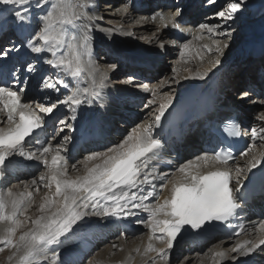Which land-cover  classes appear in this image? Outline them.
<instances>
[{"label":"snow or ice","instance_id":"obj_1","mask_svg":"<svg viewBox=\"0 0 264 264\" xmlns=\"http://www.w3.org/2000/svg\"><path fill=\"white\" fill-rule=\"evenodd\" d=\"M48 2L49 0H0L4 5L22 7L33 5L38 9H44ZM215 2L216 0H209V3L215 4ZM50 3L51 6L46 9V14L40 17L42 26L27 38L25 47L32 54L44 56V64L57 72H63L77 81L80 78L91 81L88 87L78 86L63 100L57 98L50 106L36 105L39 112L54 115V110H58L60 105L69 104L75 111V108L82 105L88 97L99 96L98 89L104 87L108 75L100 73L99 78H96L97 67L92 52L93 37L89 24L83 22L85 18L89 23L95 19L87 16L84 11L88 0H50ZM243 3L244 0H230L226 10L219 11L217 16L225 22L233 20ZM28 10L25 8V12L19 10L15 12L16 18L22 24L31 19L27 15ZM181 15L182 12L177 9L174 16L167 20L162 13H155L152 18L159 17L164 22V27L170 23L172 27L177 28L179 24L175 17ZM218 27L212 24L200 25L201 30L206 29L211 35H230L218 31ZM104 31L111 33L112 29ZM213 45L217 53H222L223 47H227L226 44L221 45L218 41H213ZM160 47L164 45L161 44ZM180 47L183 52L188 48V43ZM203 47L208 51L213 50L212 46L207 44ZM45 54H50V57ZM6 55L8 53L0 49V56ZM25 63L28 72L37 70L35 64L27 61ZM215 63L218 64L219 59ZM110 67L114 69L116 64ZM173 71L175 72L176 69ZM199 78L203 79L204 76L201 75ZM61 83V79L55 82L45 80L43 87L59 92L58 86ZM63 87L67 89L68 84L63 83ZM21 92L23 89L12 90L6 83L0 86V106L7 111V120L11 124L8 129L0 128V178L5 176L9 165L17 162V157L28 161L38 160L48 168V174L41 175L39 181L33 180L32 183L42 184L49 189V192L45 194L43 202L39 205L40 214L33 218L26 215L27 208L31 205V193L15 195L11 190H0V245H2L0 251H4L5 248L12 249L8 259L14 260L15 264H63L57 249L68 239L67 234L73 231V226L84 220L86 216L123 218L136 216L139 210L148 213L146 226L153 234L159 232L161 235L156 239L165 244L164 248H155L149 244L145 254L151 251L161 260L166 261L167 251L173 248L174 241L181 235L182 230L204 231L213 227V222L228 221L240 207L237 193L241 188L230 187L231 170L227 167L234 157L230 151L223 150L196 157L197 161L205 163L216 161L225 165L222 170L200 175L190 171L193 162L189 161L176 169L183 175L179 180L170 181L172 194L169 199L155 206L146 203L155 195L153 181L168 178V174L158 173L155 169L147 171V169L163 148L161 139L153 134V128L160 126L161 117L172 103L170 96L161 101L152 125L142 129L137 126L119 144L104 151L91 152L85 157V162H99L91 166L86 163L85 174L71 178L66 174L62 146L57 145L53 149L51 144L45 142L35 152L24 151V145L29 142L26 138L32 137L36 130L42 127V117L37 115L29 104L21 102ZM155 95L153 91V96ZM87 102L92 101L88 99ZM149 103H155V100ZM261 104H264V100ZM258 119L264 121V113ZM68 127L71 128V125ZM251 136L253 140L257 137L264 140V127L259 130L254 128ZM68 139L67 136L64 137L65 141ZM50 152L55 153L51 155V161L47 159ZM245 155L246 152H241V156ZM259 163L260 160L254 159L249 164V171ZM240 171L237 169V175ZM240 183L237 179L236 185L239 186ZM52 185L55 186L54 191ZM160 214L165 218L158 219ZM20 217L24 219L21 220ZM28 224L30 227L20 231L18 235V231ZM260 230L264 232V222H261ZM149 239L151 240L152 236ZM249 244L250 246H246ZM260 245H264V239H260L258 243L245 241L244 244H237L232 251L239 256H249ZM214 256L220 257L221 262L227 258L224 252H217ZM232 259L237 260V256H233ZM150 264H156L155 258Z\"/></svg>","mask_w":264,"mask_h":264},{"label":"bare ground","instance_id":"obj_2","mask_svg":"<svg viewBox=\"0 0 264 264\" xmlns=\"http://www.w3.org/2000/svg\"><path fill=\"white\" fill-rule=\"evenodd\" d=\"M91 1L92 0H88L84 11L87 13V16L94 17L95 19L89 23L87 18H85L83 22L89 24V29L93 37L92 43L93 45L98 46L96 50L100 49V47L102 48L101 57L96 60L93 53V58L97 67L96 78H99L100 73H107L108 75V80L105 81L104 87L101 88L105 96H109L110 94H116L119 96V94L125 93L122 92L121 85H130L132 82H135L131 78L133 70L126 69L118 72V68L115 67L113 69L106 64L107 61L111 59V53L115 51H117L116 53H124L126 56L133 57V62H140L141 58L148 59L155 56L157 58L153 59L152 64L155 67H159L160 64L165 66L166 62L171 66L165 68L163 71H161L160 68H157V75L154 73L151 75L152 83L150 85L146 84V86H151L152 88L151 96H153V91H155L156 95L154 97H156L157 104L161 103L163 98L176 95L178 88L183 87L186 84L193 83L195 87L204 88L206 86L207 79H210L216 70V66L223 65L224 69L221 71L219 76L218 88L213 94V99L216 100L215 113L222 107L227 110H240L241 113H243L244 118L249 122L251 128L259 130L261 127H264V121L258 119V117L264 113V104H261L264 97L257 96L255 94L257 90L261 89V80L264 81V77H259L260 86L257 80L251 81L252 84L258 86L257 89H253L251 83H249V86H251V89L253 90L243 93L241 92L242 94L239 93V96L235 97V93L240 88H244L246 86L243 84L244 80L246 81L247 79L250 80L257 78H255L257 67L258 65L264 64V56L258 58L257 60H251L247 58V55H243L244 51L242 50L239 57H237L234 53V49L228 46L226 44L227 42L224 43L222 40L223 36L211 35L206 29H200L201 24L209 23L206 19L205 21H199L197 26L194 28H192L191 25L186 27V30L189 31V41L187 42L188 48L184 49L182 52L180 47L181 45H179V48L177 47L178 49L175 48L176 50L174 49V51H170L168 50V47H166L164 41L167 33V31L163 29L164 22L158 21L157 18L153 19V15H150V17H148V15L137 16L135 13L129 11L130 9L128 10L127 8H124L123 4L116 3V0H97L99 2L103 1V3L107 2L108 4H104L102 6L99 4V9L92 13L90 11ZM248 4L249 13H242L239 16L240 21L243 22L244 27H246V32L242 33V39L245 37L247 40H250V50L255 51L256 44L264 37V0H250V3ZM29 6L33 7V5L22 7L20 5H3L0 3V21L7 22L8 17L15 14L17 10L24 9L25 11V8H28ZM45 6L48 8L51 6L50 0ZM207 7L208 5L206 4L204 8ZM112 10H114V12ZM32 13L33 12L30 11L29 17H31V19ZM37 17L38 15L36 18ZM38 20L41 21L40 17ZM133 20L136 21L133 23ZM124 22L132 23L124 26ZM229 23L230 22H228L227 25H229ZM24 25L25 23H23L21 27L24 28ZM7 26H10V23H7L6 27ZM105 29H112V32L108 33L104 31ZM129 33L131 34L129 35ZM7 34L8 32L4 35L3 39L6 38ZM198 36L201 38L197 39L196 37ZM14 39L15 38L13 36H8L4 42L5 44H8L10 40ZM213 41H218L221 45L226 44L227 47H223L222 53H217L215 51ZM161 44H163L164 47H160ZM205 44L212 46L213 50L208 51L205 49L203 47ZM148 47L150 49H148ZM104 48H106V51L102 54ZM156 53L161 56H166L164 61L165 63L161 61L160 56H156ZM172 54L175 55L172 56ZM217 59H219L218 64L215 63ZM147 61L149 60H146L145 62ZM108 64L112 65L109 62ZM173 69H176V71L174 72ZM185 69H187V71ZM117 74L121 76L125 75V77L117 82L115 80ZM201 75L204 76L203 79L199 78ZM230 80H232V82H230ZM234 82L236 86H234ZM90 83L91 81L87 78H80L79 81H77V79L72 77V84L75 88L78 86L81 88L88 87ZM141 86H144V84ZM135 89L138 90V86H135ZM139 90L142 91L143 89ZM250 93H253L254 95ZM89 99L95 101L96 97H89ZM153 99L154 98L151 100ZM112 101L107 103L110 118L109 121H105L107 125L106 135L109 136L107 142L111 143L108 147L119 144L124 137L129 135L133 129H136L143 120L142 114L128 111V113H126V117L123 118L126 126L122 125L123 123L117 120L121 123L119 125L115 122V117L119 118L121 108L124 109L123 107L125 105L130 107L131 104H127L126 100H124L121 105ZM153 104L155 103H149L148 106L151 107ZM128 107L127 109H129ZM153 108L156 107L153 106ZM153 108L143 114L144 117H146V120H148L149 113L153 111ZM253 114L255 116H253ZM227 115V113H222L218 117ZM187 125L192 128L193 123L189 122ZM123 127L124 129H122ZM0 128H3L1 123ZM202 135L203 132L200 127L196 129V133L194 135L187 137L182 143L179 142L176 152H179L180 148L183 150V153H180L182 156L179 154V159H176L175 153L169 154L167 152L163 158V162L167 163V167L165 171H160V173L165 172L168 174L173 172L179 164L180 159H185L186 154L196 149L197 138L200 139ZM91 143H97V141L92 140ZM50 144L53 149L57 145L62 146V137H54ZM107 148L98 151H104ZM255 150L256 152L260 151V149L257 148ZM89 154L84 152L82 155L77 154V157L72 158V161L76 162L72 163L69 167L67 166L66 174L68 177L75 178L77 176H82L86 172V163L88 166H91L92 164L99 162H85V157ZM162 154H164V151ZM261 156L262 154L258 155L251 152L250 159H258ZM25 162L30 163V161ZM210 163L211 161L208 162V164ZM152 165L153 164L150 163L148 170L152 168ZM181 165H179V167ZM227 167L231 170V172H233L234 170L237 171V169L241 170L243 168V163L238 161ZM23 169V166L20 168L15 166L10 172L6 171L5 176L0 178V190H11L15 195H19L21 193L27 195L28 193H31V205L28 206L26 215L34 218L40 214L38 211L39 205L43 202V198L45 194L49 192V189L39 183L33 184L32 181H39L41 175L46 176L48 174V168L46 167L45 170L37 177L29 175L28 171L20 172ZM246 170L247 169L245 168L243 172L240 171V175L237 176V179H239L241 183L249 178V176H243ZM191 171H194V168ZM205 171L206 170L204 169L198 170V173ZM182 175L183 174L175 171L174 173L169 174L168 178L165 179L163 183L158 184L157 181H159V179L154 180L155 196L147 203H149L150 206H155L157 203H163L166 199H168V194L172 188L170 181L179 180ZM161 185H163V187ZM54 188L55 186L52 185V191H54ZM262 201L264 202V198ZM261 207L262 202L256 204V208L258 210L261 209ZM137 212L136 216L126 217L125 220L121 219L123 220L121 225L109 223V217L105 218L92 215L86 216L84 220L79 221L77 225L73 226V231L67 234L68 239L65 240L64 243L57 249L63 264H150V261L153 258H155L156 264H264V249L258 248L249 256H239L237 253L232 251L237 244H244L245 241L258 243L260 237H264V234L260 235V222L255 226L250 227L245 235H243L240 239H237L231 245H227L222 241H216L214 244H211L210 247L208 244L204 246L203 250L198 249V251H196L187 247L188 244L186 243L184 246L178 247L172 252L167 251V260L169 259L167 262V260H161L154 252L149 251L145 254V249L149 244L155 248H164L165 244L156 239V237L159 236V232L153 234L146 226L148 213L142 210ZM160 215H158V217ZM20 219L23 220L24 217H20ZM250 221L251 225L256 223V217L251 216ZM130 222L133 223L131 226L140 224L142 232L140 233L139 231L135 233L133 228L127 229ZM28 227H30V224L25 225V227L19 231H25ZM131 232H133L132 235ZM150 236H152L151 240L149 239ZM246 246H250V244ZM0 247H2V245H0ZM12 251L13 250L10 249L8 257L12 254ZM185 251L188 253L186 254ZM217 252H224L227 258L221 262L220 257L214 256ZM84 256L88 257L83 259ZM233 256H237V260L234 261L232 259ZM176 258H181V260L176 261ZM6 263L15 264V261L7 258Z\"/></svg>","mask_w":264,"mask_h":264},{"label":"rangeland","instance_id":"obj_3","mask_svg":"<svg viewBox=\"0 0 264 264\" xmlns=\"http://www.w3.org/2000/svg\"><path fill=\"white\" fill-rule=\"evenodd\" d=\"M230 2V0H216V2H215V4H212V3H209V0H205L204 1V3H206V4H209L210 6L209 7H207L208 9L209 8H211V9H209V10H207V9H205L204 8V6H205V4H203L202 6H201V10H199L201 13L203 12V11H207V12H205V13H203V18H204V20H205V18H206V21H208L209 23L208 24H214V25H217V26H219L218 27V31H223V32H226V33H230V35H225V36H223V41H224V43H226L228 46H230L231 48H233V49H235V47H237V48H239V46L241 45L240 44V40H241V38H242V36H243V34L242 33H245L246 31H245V29H246V27H244V23L243 22H241L240 21V14H242V13H249V10H248V7H249V4L248 3H250V0H244V3L241 5V8H240V10L238 11V13L235 15V18L233 19V20H230V21H227V22H225L222 18H220V17H218L217 16V13L219 12V11H223V10H226V8H227V4ZM107 3V2H106ZM108 4V3H107ZM102 5H104V4H101L100 6H102ZM97 9H99V7L97 8ZM113 12H114V10H112ZM103 13V12H102ZM195 14H196V12H195ZM111 19V18H110ZM105 20H107V19H105ZM112 20V19H111ZM108 21H110V20H108ZM228 22H230L229 23V25H227L228 24ZM127 22H124V26L126 25H129L130 24V22H128L127 24H126ZM6 38H4V40H5ZM226 39V40H225ZM229 39V40H228ZM232 44V45H231ZM7 46V45H6ZM236 48V49H237ZM148 49H150L149 47H148ZM257 51V50H256ZM175 54H172V56H174ZM240 55V54H239ZM239 55L237 56V57H239ZM100 56V54H99V52H98V57ZM96 60H98V58H96ZM165 63V62H164ZM167 67H171L167 62H166V65L165 66H162L161 64L159 65V67H158V69L160 68V70L161 71H163L165 68H167ZM119 69H117V71H118ZM119 72V71H118ZM118 77V78H117ZM117 77L115 78V80H118V79H120V78H123V77H125V75H118L117 74ZM230 82H232V80H230ZM234 86H236V84H235V82H234ZM121 89V88H120ZM241 89V88H240ZM243 93V92H242ZM241 93V94H242ZM238 94H236L235 93V96H237ZM237 100V99H236ZM139 111H141V110H139ZM253 116H255L254 114H253ZM20 232V231H19ZM19 232L17 233L18 235H19ZM142 231H140V233H141ZM140 233H138V234H140ZM7 250H8V252H7ZM10 251V249H8V248H6V249H4V251H0V264H7L6 263V260H7V258H8V255H9V252ZM2 252V253H1ZM4 252V253H3ZM86 257H88V256H84V258L83 259H86ZM179 260H181V258L179 259ZM170 264H172V263H170Z\"/></svg>","mask_w":264,"mask_h":264}]
</instances>
